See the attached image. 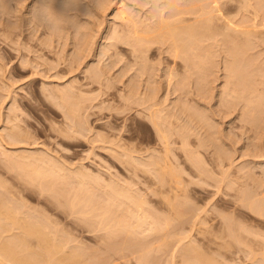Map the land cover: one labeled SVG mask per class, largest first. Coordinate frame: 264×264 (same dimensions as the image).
Masks as SVG:
<instances>
[{"label": "rangeland", "instance_id": "rangeland-1", "mask_svg": "<svg viewBox=\"0 0 264 264\" xmlns=\"http://www.w3.org/2000/svg\"><path fill=\"white\" fill-rule=\"evenodd\" d=\"M144 1L53 0L60 20L75 21L57 30L32 22L36 0L0 6V202L17 211L6 222L0 207V224L37 220L44 234L20 235L31 250L18 245L43 263L76 247L85 263L106 257L105 263L138 264V255L117 259L110 247L121 241L108 234L117 227L106 225L121 217L136 225L137 215L154 217L159 229L168 222L148 264H183L181 255L205 259L216 204L232 207L240 192L264 198V37L244 40L240 30L219 29L215 18L198 23L193 13L186 25L194 31L179 24L178 33L161 19L174 14V0ZM188 1L179 0L176 9L191 7ZM195 1V8L205 4ZM223 1L237 24L255 20L264 31V0ZM85 38L92 41L82 53ZM158 159L169 160L166 176L181 188L173 214L171 193H160L154 182L162 178L153 164ZM112 187L146 200L144 211L115 198ZM234 217L264 236L257 216ZM150 226L137 228L139 239ZM3 235L0 242L10 238ZM41 239L47 242L36 247ZM65 239L74 241L66 246Z\"/></svg>", "mask_w": 264, "mask_h": 264}, {"label": "bare ground", "instance_id": "bare-ground-1", "mask_svg": "<svg viewBox=\"0 0 264 264\" xmlns=\"http://www.w3.org/2000/svg\"><path fill=\"white\" fill-rule=\"evenodd\" d=\"M4 1L6 3L7 0H0L1 8H2V6L4 7V5H5V7L9 8V5H8L9 2L5 4ZM22 1L24 2L25 0H19V2L23 3ZM37 1L38 0H36V2H34L32 4V7L30 9V12H31L30 14H33V17L31 15L32 22H33L35 10L37 9L35 7V4L37 3ZM178 1L179 0L176 1L177 4H179ZM185 1H187V0H185ZM191 1H193V2H191ZM191 1L189 2L190 3L189 5L191 7L187 8L186 10H184L185 7H182V6H187V4H183L182 6H180L179 8L182 7L181 9H179V8L176 9L177 4L175 3V0L172 1V3H174V6L172 4V6L170 8L172 10V8L174 9V7H175L176 10L175 9L173 10V11H175L174 14H171L172 11L168 13L167 16L169 18L167 16H165L167 12H165V14L161 13V14H163V15H161V19L164 22L166 29L172 30L175 32L177 31L179 33L178 25L181 24L184 27H186V30L189 33L193 32L194 27L191 26L193 24L189 23V24H187L188 26L186 25V23L192 21L191 18L187 17L186 14L193 13V15L195 16V21H197L198 23L199 22H205L207 24V22L212 20V18H215V22H216L219 29H222V30L226 29L227 30L228 28H233V29L240 30L244 40H248L253 35L258 36L259 38L264 37V31L260 30L257 23H255V20H254V22H252L249 25L247 24V25L241 26V25L237 24L235 21V15H232V13H233L232 8L231 7H225V5H227L226 1H223V0H210V1L209 0H203V2L205 4L203 3L204 5H202V6L199 5L198 8H195L198 6V5H195L197 2L195 0H191ZM144 2H146V1H144ZM169 11H170V9H169ZM169 19H172V20H169ZM21 27H23V25ZM36 28L37 27H34V30H33V27H32V31H35ZM6 31H8V29ZM89 35L90 34H88V36H86V37H89ZM89 39L91 40L92 38H89ZM85 40L86 41L83 42L85 44V46L82 43V41H80V43H79V45L82 43V45H80V47H79L81 49V50L79 49L80 51H82L83 48L85 49V51H86V49L88 50V48H87V47H89L87 45L88 40H87V38H85ZM91 41H90V44H91ZM86 45H87V47H86ZM83 51H82V53H83ZM132 52L137 57H140L135 48L132 49ZM2 64H3V62L1 61L0 67L3 68V66H1ZM141 75H143V74H141ZM135 90H137V87L136 88L133 87L134 94H135ZM137 94H138V91H136L135 97L137 96ZM70 111L71 110H68V112H70ZM228 112L227 113L230 114L231 111H228ZM153 123H154V126L156 127V129L158 131V134L161 135V138L165 139L167 137V134L163 130L161 124L158 122V120H155V119H153ZM15 134L17 135L18 133L15 132ZM15 134H13V135H15ZM131 151L137 152V151H135V149L134 150L131 149ZM138 164H140V163H138ZM153 164L158 168L157 172L159 174H161V177H162L159 179L157 177H155L158 179L157 181H154L155 184L157 185V189L160 193H163L164 191H166L168 189V191L171 193V199H170V201H168L169 207H167V210L172 214L176 213L178 211L176 206L181 203L180 199H177V198H181L182 195L180 193V189H181V188H179L180 186H178V184L177 185H171V183H172L171 181H173V180L171 178H167V176H166L169 172L170 167H171V163L169 162V160H166L165 162H163V161H160L158 159V160H154ZM151 166H152V163H151ZM112 190H113V196L115 198L122 197V198H125L127 200H130L132 205L135 207V210L138 211V213L144 211L143 205L146 202V200H144L143 198H140L139 196L133 195L129 190L117 189V188H113V187H112ZM184 190H185L184 192H186L187 188ZM254 195L256 196V193ZM254 195L251 199H247V198H245L244 193L240 192L238 194L239 200H237V202H235V204L232 207L231 206L219 207V205L216 204L217 205L216 206L217 207L216 212L213 213V216H211V219H209L210 220L209 221V227L207 230V236H206V242H205L206 248H204V250L207 254V257H205V259H204L202 254H201V256L197 254L193 258L187 259L186 256L181 255V258H182L181 263H183V264H234V263L235 264H245V261H246L245 257H246L248 260L253 261V263H255V264H264V236L263 237L261 236L259 238L258 237L259 235H257V233H255V232H257V229L255 226H252V225H246L245 226L243 223H241V221H237L234 217V215L239 214V212H240V214L243 213V214H247L250 216L255 215L258 217L256 219H259L262 223H264V198H262V199L259 198L256 200ZM177 200H179L180 203H177L178 202ZM163 202L165 204H167L165 201H163ZM1 203L3 205H4V203L0 202V207H1V209L3 208L5 211V208L2 207L3 205ZM5 206L7 209L5 211L4 219L6 220V222H10L11 220H13L14 215H16L17 211L15 212L13 210L14 207L9 210L10 205H8L9 207H7V205H5ZM1 212L3 215V211H1ZM226 212H229L230 214H232L231 217L225 216ZM0 217H1L0 219H3L1 214H0ZM136 217H137V224L136 225H132V224L127 223V219L125 217L124 218L126 220L123 217H121V219H117V218L114 219L113 218V221H108L106 223V225H112L113 224L112 225L113 227L114 226L117 227L115 230H113V233L112 232L108 233L109 236H113V238L119 239L121 241V244L116 245V246L111 245L110 248L112 250H114V253L117 255L118 260L127 259L133 255H136V256L138 255L137 256L138 258L135 257L138 260V264H141V263L142 264H148L149 259H150L149 257H151L150 253H149L150 252L149 249L157 250L161 247L160 240H162L163 237H166V234L162 235L161 232H162V230L165 229V226L167 225L168 222L166 223L165 226H162V228L159 229V227L157 226L158 222H156L154 217H152L150 215L147 216L146 218H142V217H140V215H137ZM122 218L124 220H122ZM148 219H151V221H148ZM34 220H36V219H34ZM1 224H0V235H1L0 237H2L3 234H7V237H10V238L9 239L7 238L6 241L3 240L4 242L3 241L0 242V264H39L40 262H42V260H43L42 258H44V257L41 258L42 260L38 259V258L35 259L32 256H34V255L37 256V254H34L33 251H32L33 255L30 256L31 251L29 252L28 248H24L27 245L30 246V243L23 244V243H25V241H21L22 239H20L22 237L20 235H22V234H24V236L26 237V236H32L33 234H42L43 233V231L41 229H39L43 226L41 224H39V222L37 220L34 221V223H31L30 220L27 221V218L26 219L24 218L15 227H13V226L5 227L4 225H1ZM98 224H100V223H98ZM145 224L151 225L149 228V233L144 236L145 239H139L137 236V234H138L137 228H141ZM44 229H45V227H44ZM17 230H19V231L17 232ZM3 237H4V235H3ZM41 240H42V242H41ZM41 240L39 241V243L37 242L38 245L37 244H34V245H36V247L37 246L39 247L40 243H42L40 245V247H42L43 244L45 242H47L43 239H41ZM27 241L28 240H26V242ZM43 241H45V242L43 243ZM71 241L73 242L74 240H71ZM71 241H69V239L68 240L65 239L63 241L64 242L63 245L70 244ZM20 242H22V243H20ZM18 243H20V245L23 244V246L24 245H26V246L20 247L18 245ZM47 243H50V241L48 240ZM50 245H51V243H50ZM15 246H17L16 249L14 248ZM29 246H27V247H29ZM66 246H64L65 249H66ZM64 247H62V250L64 249ZM73 247L74 246H72V249H73ZM17 248L18 249L21 248V250L23 249L24 254L27 253L24 250H27L29 256H27V254H26L25 257H22L24 255L23 252L22 251L20 252L19 251L20 249L18 250ZM75 248L73 250L71 249L72 250L71 253H68V255L70 254L69 256L66 254L63 255V256H68V257H62L63 260L59 259V258L57 259V257H55V259H53L51 256L49 258L50 260L48 259L49 261L44 260L45 262L44 263L42 262V263L46 264L47 262H49V264H50L53 261L51 264H93L92 262L85 263L84 261H82L80 259L78 260V257L81 258L85 254L83 253V249L81 252V250H77V248L76 249ZM29 249H30V247H29ZM47 251H49V250H47ZM47 251H45L46 254H48ZM240 253L244 254V256L239 255ZM19 254H20V256H19ZM41 254H43V253H41ZM73 257H75L77 259H75ZM105 258H104V260H105ZM201 258H203L204 260ZM73 259H75V260H73ZM88 259H90V257H88ZM88 259H87V261H88ZM104 260H101V262H102L101 264H111V262H112L111 261V262L105 263L106 260L105 261ZM114 260H115V258H114ZM171 260L173 263L174 262L173 259H171ZM196 260H198L199 262L196 263L197 262ZM38 261H40V262H38ZM66 261H69L70 263L69 262L66 263ZM62 262H65V263H62Z\"/></svg>", "mask_w": 264, "mask_h": 264}, {"label": "clouds", "instance_id": "clouds-1", "mask_svg": "<svg viewBox=\"0 0 264 264\" xmlns=\"http://www.w3.org/2000/svg\"><path fill=\"white\" fill-rule=\"evenodd\" d=\"M53 0H41L40 6L35 10V22L50 30H57L62 27H74L75 21L70 19L60 20L51 7Z\"/></svg>", "mask_w": 264, "mask_h": 264}]
</instances>
